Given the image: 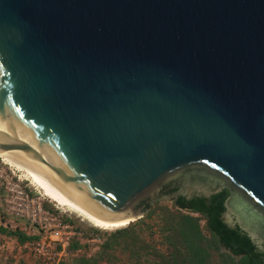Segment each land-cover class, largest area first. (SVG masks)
<instances>
[{
  "label": "water",
  "instance_id": "1",
  "mask_svg": "<svg viewBox=\"0 0 264 264\" xmlns=\"http://www.w3.org/2000/svg\"><path fill=\"white\" fill-rule=\"evenodd\" d=\"M8 150L102 225L227 188L263 250L264 0H0Z\"/></svg>",
  "mask_w": 264,
  "mask_h": 264
},
{
  "label": "trees",
  "instance_id": "2",
  "mask_svg": "<svg viewBox=\"0 0 264 264\" xmlns=\"http://www.w3.org/2000/svg\"><path fill=\"white\" fill-rule=\"evenodd\" d=\"M228 196L227 188L208 196L176 195L173 208L144 201L148 211L143 218L108 234L93 257L74 264H113L121 260L118 254L126 264H264V249L237 225L225 222ZM0 233L20 243L28 240L17 231L0 228Z\"/></svg>",
  "mask_w": 264,
  "mask_h": 264
},
{
  "label": "rangeland",
  "instance_id": "3",
  "mask_svg": "<svg viewBox=\"0 0 264 264\" xmlns=\"http://www.w3.org/2000/svg\"><path fill=\"white\" fill-rule=\"evenodd\" d=\"M159 202L160 205L173 208L172 201L168 199H161ZM38 206L43 210H50L61 220L67 219L87 233L97 234L101 239V244L104 243L108 234L115 232L94 228L68 212L54 200L48 199L43 195V191L33 183L21 165L12 158L6 159L0 156V228L9 232L17 231L28 238L25 242L20 243L16 237L0 233V264H54L52 260L37 258L29 249L23 248L26 244L36 241L44 235L43 230L37 224L38 221L43 220L36 211ZM75 243L77 242L72 240L65 248L58 264H74L82 257L91 258L101 245L89 246L77 243L79 247L75 248L73 247ZM53 247L57 248L60 253L61 248L57 244ZM117 256L121 260L113 264H126L123 261L124 257L120 254Z\"/></svg>",
  "mask_w": 264,
  "mask_h": 264
},
{
  "label": "built area",
  "instance_id": "4",
  "mask_svg": "<svg viewBox=\"0 0 264 264\" xmlns=\"http://www.w3.org/2000/svg\"><path fill=\"white\" fill-rule=\"evenodd\" d=\"M36 211L42 216L43 220L38 221L37 224L43 230L44 235L23 247L33 252L35 257L52 260L54 264H58L61 254L64 253L65 248L72 240L89 246L101 244V239L97 234L87 233L67 219L61 220L50 210H43L38 206ZM55 244L61 248L60 253L57 248L53 247Z\"/></svg>",
  "mask_w": 264,
  "mask_h": 264
},
{
  "label": "bare ground",
  "instance_id": "5",
  "mask_svg": "<svg viewBox=\"0 0 264 264\" xmlns=\"http://www.w3.org/2000/svg\"><path fill=\"white\" fill-rule=\"evenodd\" d=\"M0 156L2 158H12L14 159L17 164L21 165L23 169L28 173V175L31 177L33 183L40 188L43 191V195L47 197L48 199L54 200L56 203H58L60 206L64 207L68 212L72 213L73 215L80 218L82 221L88 223L90 226L100 229L102 231H116L120 229H124L128 227L131 223H133V220L123 221L119 223H113V224H107L102 225L97 222H94L92 220L87 219L82 214H80L78 211H76L74 208H72L70 205H68L66 202H64L61 198H59L53 191H51L45 184H43L36 175L31 171L28 164L24 160V158L17 152L13 150L8 151H0Z\"/></svg>",
  "mask_w": 264,
  "mask_h": 264
},
{
  "label": "flooded vegetation",
  "instance_id": "6",
  "mask_svg": "<svg viewBox=\"0 0 264 264\" xmlns=\"http://www.w3.org/2000/svg\"><path fill=\"white\" fill-rule=\"evenodd\" d=\"M186 179L188 181L189 188H191V185L194 184H197L200 187L208 188V189H213L218 186H221L219 185V182L196 172H189L186 175Z\"/></svg>",
  "mask_w": 264,
  "mask_h": 264
}]
</instances>
